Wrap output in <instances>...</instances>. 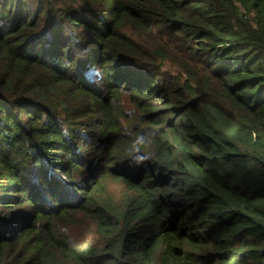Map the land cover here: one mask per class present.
I'll return each instance as SVG.
<instances>
[{
  "label": "trees",
  "instance_id": "1",
  "mask_svg": "<svg viewBox=\"0 0 264 264\" xmlns=\"http://www.w3.org/2000/svg\"><path fill=\"white\" fill-rule=\"evenodd\" d=\"M0 264H264V0H0Z\"/></svg>",
  "mask_w": 264,
  "mask_h": 264
},
{
  "label": "clouds",
  "instance_id": "2",
  "mask_svg": "<svg viewBox=\"0 0 264 264\" xmlns=\"http://www.w3.org/2000/svg\"><path fill=\"white\" fill-rule=\"evenodd\" d=\"M130 118H135L138 113L134 110L129 113ZM125 135L124 129L122 130ZM67 135V133L65 132ZM154 138L153 133L135 132V139H131L129 150L126 159L130 162L129 166H142L152 159V155L148 148H150Z\"/></svg>",
  "mask_w": 264,
  "mask_h": 264
}]
</instances>
